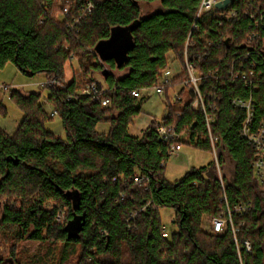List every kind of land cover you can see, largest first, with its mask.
Returning <instances> with one entry per match:
<instances>
[{"label": "trees", "instance_id": "16d2710c", "mask_svg": "<svg viewBox=\"0 0 264 264\" xmlns=\"http://www.w3.org/2000/svg\"><path fill=\"white\" fill-rule=\"evenodd\" d=\"M88 1L92 11L74 25ZM71 2L65 14L60 0H0V70L13 64L26 77L42 74L58 82L45 88L46 94L9 93L24 117L13 135L0 127V234L12 248L26 240L61 243L65 254L60 264L72 258L77 264H264V185L253 172L255 151L240 134L244 114L231 104L252 95L256 124L264 123V0H240L232 21L200 20L188 48L190 62L204 75L202 96L207 105H216L212 131L220 164L228 157L234 165L231 180L224 178L229 202L251 203L246 216L234 217L241 247L245 241L252 244V253L242 248L241 254L231 231L204 230V217L225 207L216 162L193 168L175 182L165 177L168 144L157 135L159 124L175 126L189 134L184 144L213 154L204 114L190 108L195 95L190 92L182 108L171 106L161 122L153 121L140 136L130 133L144 101L131 92L154 87L171 55L184 62L201 0ZM156 3L157 10L144 16L142 5ZM115 29L128 30L133 40L121 65L95 53ZM74 62L83 78L74 73L67 81ZM107 68L126 74L105 75ZM249 69L256 72L250 87L242 78ZM100 73L107 106L78 93L80 86L98 83ZM186 78H176L172 87ZM185 91L181 88L180 94ZM46 103L61 119L64 138L47 129L55 117L47 113ZM7 114L0 101V118ZM101 125L108 129L100 130ZM138 176L145 180L136 183ZM163 209L174 211L176 230L168 236ZM15 255L14 249V262ZM7 261L0 257V264Z\"/></svg>", "mask_w": 264, "mask_h": 264}, {"label": "rangeland", "instance_id": "374dc122", "mask_svg": "<svg viewBox=\"0 0 264 264\" xmlns=\"http://www.w3.org/2000/svg\"><path fill=\"white\" fill-rule=\"evenodd\" d=\"M90 1H88L89 3ZM71 0H60V7H62L63 13L65 9L69 8V12L72 8ZM87 3V6H88ZM159 3L156 4H143V15H150L157 10ZM133 45L132 37L126 29H115L111 39L101 42L95 49V53L102 60L107 58H115L118 65L125 63L127 59V52ZM174 59L170 57V62ZM108 73L115 75L117 78L123 77L126 72H120L117 70H111L107 68ZM78 74V78L82 79L80 75L79 67L76 62L72 66V69L67 68V81H71L73 76ZM95 79L98 83L103 84V88L107 89L105 85L103 74H96ZM45 76L40 74L34 78H29L20 73L13 64L6 66L4 70H0V101L7 108V117L0 118V127L4 129L9 135L15 134L18 127L23 120L24 114L18 109V107L10 99V91L22 90L24 92H41L46 94V89L42 87L46 83ZM85 87L80 86V89ZM180 88H172L164 95H159L156 92H146L140 98H144L142 102V112L137 118L135 125L130 127V133L135 136H140L142 132L153 122H161L164 117L169 113L170 107L173 109L182 108L189 99L188 92L185 91L182 94V103H175V96L179 93ZM47 104V103H46ZM47 113H51L53 109L49 104L45 107ZM47 129L52 131L56 136H65L62 121L59 117H55L52 123L47 124ZM100 130H107L108 125H101ZM214 161V156L207 151L192 147L184 144L182 150L168 157L166 162L165 177L169 182H175L184 178L187 172L193 168H201L208 166ZM218 170V169H217ZM234 170V165L231 160L226 157L224 164H221V173L218 170L219 177L227 178L231 180ZM49 205L48 207H51ZM163 225L166 230L175 231L176 227L172 223L174 211L170 209H163L161 211ZM2 215V207L0 206V218ZM204 230L207 232L205 223ZM208 233V232H207ZM16 250L15 259H11V251ZM80 254L81 249H78ZM63 245L61 243L49 244L41 243L37 241H22L15 248H12V243L7 241L4 235L0 234V257L8 260L6 264H60V259L64 255ZM68 264H77L75 258L70 259Z\"/></svg>", "mask_w": 264, "mask_h": 264}, {"label": "built area", "instance_id": "2783aa9c", "mask_svg": "<svg viewBox=\"0 0 264 264\" xmlns=\"http://www.w3.org/2000/svg\"><path fill=\"white\" fill-rule=\"evenodd\" d=\"M226 0H201L196 19L192 28V31L187 39L185 52H184V62H181L179 59L174 57L173 61L170 62L167 68L163 71L160 79L157 84L152 88L142 89V90H133L132 96L140 98L146 92L154 91L159 95H164L167 93L169 89L172 88H185L189 93L192 92L195 95L194 101L190 103V108L194 111L202 110L206 122L207 132L210 139V144L213 151L214 161L216 162L217 169L221 173V164L219 160V155L217 151L218 139L214 137L212 131V124L214 122L213 115L216 111V105L210 103L206 104L202 93H201V85L204 80V75L199 74L197 70V66L190 62L188 58V48L191 45L192 41V33L194 30L198 29V22L204 18H225L227 21H232L238 17V9L235 7L236 3L240 0H231L230 4L224 9H218L217 5L219 3H224ZM93 9V5L88 3L86 10L83 12L82 16L75 20L74 25L80 23V20L87 14L90 13ZM245 9V13H248ZM65 14H69V8L65 9ZM255 14L252 15V17ZM256 36L253 34L250 37V43L254 41ZM252 47V46H250ZM170 56V57H171ZM169 57V58H170ZM209 54H205L204 59H208ZM199 58H202L200 56ZM187 76L186 80L182 83H178L175 87H172L176 78H179L183 75ZM233 74V73H232ZM231 74V75H232ZM239 72H237L236 77H239ZM209 76H213V73L210 72ZM243 80L247 82V86H253L256 79V72L254 69H249L242 76ZM249 81V82H248ZM58 82L56 80H48L46 83L42 85L44 88H48L52 85H56ZM179 93L175 96L176 100H183L182 95ZM107 92L106 88H101L99 83H89L85 87L79 89V94L84 96H90V98L94 102H99L103 106H107L109 101L104 98V94ZM213 98V97H212ZM233 108L243 112L244 120L242 123V127L240 130V134L242 138H244L247 144L255 151V159L252 164L253 172L255 177L259 181L260 184L264 185V123L256 124V110L257 103L252 95L248 98H234L231 102ZM52 116H57V112H52ZM157 135L159 136L161 141H164L168 144L167 156L171 157L173 154L180 152L182 150V146L185 142H189V134L182 133L177 130L175 126H167L163 124H159L157 126ZM167 160L163 161L162 165L165 166ZM145 180V177H136L135 182L141 183ZM221 185L224 191V195L222 197V201L224 203V208L215 216H205L204 223L207 229V232L210 234H220L224 235L227 232L231 231L235 237L236 246L238 252L241 254L242 248L245 249L246 252L252 253V244L249 241H245L243 243V247H241V243L237 239V234L240 229L236 226L234 217H244L251 211V203H238L232 205L229 202V198L226 194L224 179L220 177ZM169 232L165 229V236H168Z\"/></svg>", "mask_w": 264, "mask_h": 264}, {"label": "water", "instance_id": "95a60500", "mask_svg": "<svg viewBox=\"0 0 264 264\" xmlns=\"http://www.w3.org/2000/svg\"><path fill=\"white\" fill-rule=\"evenodd\" d=\"M230 2H231V0H226L224 3H219V4L217 5V8H218V9H224L225 7H227V6L230 4ZM229 41H230V40H228L226 43L229 44ZM107 74H108V72L105 71V75H107ZM72 229H73V228H72Z\"/></svg>", "mask_w": 264, "mask_h": 264}]
</instances>
